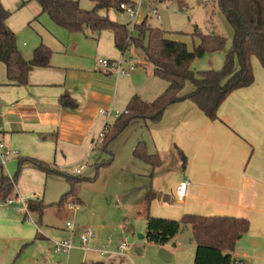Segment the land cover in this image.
I'll list each match as a JSON object with an SVG mask.
<instances>
[{"label":"crops","instance_id":"crops-1","mask_svg":"<svg viewBox=\"0 0 264 264\" xmlns=\"http://www.w3.org/2000/svg\"><path fill=\"white\" fill-rule=\"evenodd\" d=\"M0 3L6 10L5 0ZM8 19L6 25L14 31ZM24 47L17 46L29 61L34 51ZM133 51L129 48L124 56L137 57ZM106 60L115 61L112 56ZM62 61L51 58L49 67H31L24 86L8 85L0 63V141L18 153L3 173L11 179L16 176L14 195L25 199L35 195L33 202L46 206L41 216L31 212L33 222L18 214L17 202L0 207V264H193L196 248L209 246L202 227L189 226L165 245L145 239L149 216L177 221L184 215L247 220L249 229L236 243L233 264H264V69L257 58L251 59L253 83L225 98L217 120L210 121L191 102L182 101L168 106L157 123L134 120L129 124L127 128L133 130L125 135L130 157L124 172L132 180L126 181L124 197L115 195L122 210L112 218L101 217L94 210L97 204L88 207L78 197L83 184L64 204L58 203L68 190L45 204L46 179L56 174L19 162L33 159L60 173L91 159L96 164L95 152L101 146L92 149V144L104 124L115 121L112 116L105 119L98 109L124 112L134 96L151 102L167 83L153 76V69L145 64L128 77H118L103 67L97 70L91 60ZM63 99L72 100L74 106H63ZM140 142L149 155L160 157V167L152 169L133 157ZM178 150L185 156L184 167ZM181 182L187 186L184 198L177 201ZM133 191L135 201L127 202ZM149 191L153 192L150 202L146 199ZM67 203L74 204V209ZM80 210L87 214L77 220ZM71 216L76 226L98 232L86 249L79 248L74 237L76 248L57 254L53 242L70 238L68 221H64ZM125 238L127 248L120 250Z\"/></svg>","mask_w":264,"mask_h":264},{"label":"trees","instance_id":"trees-1","mask_svg":"<svg viewBox=\"0 0 264 264\" xmlns=\"http://www.w3.org/2000/svg\"><path fill=\"white\" fill-rule=\"evenodd\" d=\"M41 8V14H46L58 27L70 32L89 30L95 36L109 30L113 34L115 48L124 54L130 47L140 51L145 62L153 69V76L167 83L166 89L153 101L145 102L134 96L128 102L123 114L108 126L101 149L108 152L110 144L134 120L157 123L165 109L182 101L191 102L210 121L218 119L217 111L225 98L235 90L245 88L253 83L251 59L257 58L264 69V0H216L217 5L232 29L233 37L230 49L226 52L224 63L219 70L195 72L192 62L205 54L223 51L225 39L214 35H203L197 32L193 36L199 44L192 51L179 41L165 37L158 28H150L147 19L135 26V37H129L127 26L112 21L107 12L119 10L120 3L128 0H93L94 8L81 9L79 3L72 0H34ZM105 11L106 14H102ZM10 13L0 3V63L5 66L7 84L24 86L28 82L31 67H49L52 52L41 44L33 52L31 60L23 58L17 48L16 36L7 25ZM187 83H191L193 91L184 94ZM63 106H74L70 99L62 100ZM185 166L183 153L177 151ZM108 161L97 165V171L110 165L112 154L108 152ZM133 157L156 169L161 166L158 155H149L145 144L138 143L133 150ZM30 162L46 174H56L64 177L68 191L61 197L59 205L75 196L76 188L86 182L96 180V175L90 179L73 177L60 173L44 163L33 159L19 162ZM16 176L12 179L0 170V201L14 196ZM153 192L149 191L146 199L150 202ZM29 210L41 216L46 208L42 203L29 201ZM189 226H200L204 230L209 246H198L193 264H233L232 253L236 243L247 234L249 223L245 219L227 216L184 215L180 220L148 217L146 220L145 239L158 245L170 242L179 232Z\"/></svg>","mask_w":264,"mask_h":264},{"label":"rangeland","instance_id":"rangeland-1","mask_svg":"<svg viewBox=\"0 0 264 264\" xmlns=\"http://www.w3.org/2000/svg\"><path fill=\"white\" fill-rule=\"evenodd\" d=\"M72 1L78 2L80 8L84 10H91L95 6L93 0ZM128 1L142 5L143 14L146 13V0ZM22 2H25L23 6ZM5 5L7 6L6 10L11 14L8 22L14 29L13 32L16 36L18 48H23V44H25L26 47L24 49L34 51V48L39 44H43L52 51L51 58L53 59L59 61H87V63L88 60H91L92 65L97 70L101 69V66L96 63L97 60H106V58L111 56L115 61L123 58L120 52L116 50L112 32L109 30L102 31L100 36H92L89 30L70 33L55 25L46 14H41L40 7L34 0H5ZM38 8L39 12L37 10ZM157 8L160 20L153 17L148 18L147 23L150 28L160 29L169 40L184 43L188 51H192L199 44V40L193 36L196 30L203 35L214 33V35L224 38L226 43L223 51L205 54L202 57L196 58L191 65L192 70L195 72L219 70L222 68L226 52L231 47L233 32L220 11L216 0H161ZM102 14H106L105 11H102ZM107 15L112 21L127 26L128 31H130L133 22L124 12L111 9L107 12ZM132 36H136L135 32ZM91 38L95 41L90 42ZM130 48H133V52L141 62L140 65L145 64L146 67L152 68L150 64L145 62L140 51H137L134 47ZM72 52L75 53L72 54ZM126 57L124 56V59ZM192 90V84L187 83L183 92L186 93ZM131 130H133L132 126L124 130L110 144L108 152L112 154V161L110 165L99 168L98 177H96L97 180L93 184L86 182L81 186L78 197L87 203L88 207L91 205L94 207L97 204L94 210L101 217L106 216L107 218H112V216H117L121 213L122 209L118 206L116 196H119V198L124 197V187L129 184L126 181L132 180V176L124 172L127 156L130 157L125 135H128ZM108 152L102 149L96 150L95 156L98 157L97 163L94 164L92 159L82 163L81 165H84V169L80 175L74 174V168L69 169V172L61 173L73 177L92 178L96 175V165L109 160L110 156ZM64 190H68V184L63 176H48L45 182V204H50ZM136 196L137 194L134 191L129 193L127 202L133 203ZM77 211H75L74 217ZM86 214L87 210H80L77 215V220L83 219ZM74 219L71 216L65 219L64 222L74 223ZM93 231L94 235L98 232L97 229Z\"/></svg>","mask_w":264,"mask_h":264},{"label":"built area","instance_id":"built-area-1","mask_svg":"<svg viewBox=\"0 0 264 264\" xmlns=\"http://www.w3.org/2000/svg\"><path fill=\"white\" fill-rule=\"evenodd\" d=\"M146 13L143 14V7L142 5H137L136 3L132 2H123L120 3L118 6L119 11L124 12L129 19L133 22V25L130 28L129 31V37L134 33V29L136 25H139V23L145 19H148L150 17H153L157 20H160V15L158 13L157 6L160 5L161 0H146ZM125 54V53H124ZM121 58L118 61H108V60H97L96 63L105 68L110 70L112 73H114L118 77H128L130 76L136 68L140 65V61L135 56L126 57L124 59ZM98 113L105 117V119L110 118L111 116L115 119L119 118L123 113L114 112L111 108L105 109L100 108L98 109ZM108 124L105 123L102 130L98 134L97 138L92 144V149L98 148L102 145V142L104 140V137L106 133L108 132ZM18 157V153L16 151H11L5 147L3 142L0 141V170H3L6 166V163L12 159ZM84 166H78L74 169L75 175H80L83 171ZM186 182H181L176 190V199L177 201H182L185 195L186 190ZM29 201H37L36 196H32L30 199L22 198L18 195H14L11 198H8L4 201H0V207L1 206H10L13 203L17 202L20 204V207L17 208V212L19 215H21L25 221H31L33 222L31 218V211L29 210L28 203ZM67 207L70 210H73L75 205L71 203H67ZM66 229L70 233V238L63 241H54L53 247L54 251L57 254H67L72 249L76 248V245L73 241L74 237L78 239V246L81 249H86L88 242L91 238L94 237V231L91 228L87 227H78L72 222L66 223ZM127 248V239L125 238L120 246V250H125Z\"/></svg>","mask_w":264,"mask_h":264}]
</instances>
